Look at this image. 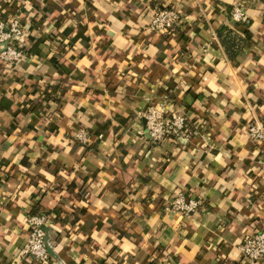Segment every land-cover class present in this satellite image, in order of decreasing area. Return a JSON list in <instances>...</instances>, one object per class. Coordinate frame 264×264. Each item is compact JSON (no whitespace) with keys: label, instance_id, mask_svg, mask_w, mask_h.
<instances>
[{"label":"clouds","instance_id":"9594fccd","mask_svg":"<svg viewBox=\"0 0 264 264\" xmlns=\"http://www.w3.org/2000/svg\"><path fill=\"white\" fill-rule=\"evenodd\" d=\"M35 2L22 0V27L0 23V96L13 102L0 111V264H264V0H52L47 14ZM33 17L46 18L29 32ZM79 26L89 42L70 45ZM48 34L45 58L25 54ZM57 84L35 123L13 116Z\"/></svg>","mask_w":264,"mask_h":264},{"label":"crops","instance_id":"0c3cea01","mask_svg":"<svg viewBox=\"0 0 264 264\" xmlns=\"http://www.w3.org/2000/svg\"><path fill=\"white\" fill-rule=\"evenodd\" d=\"M31 2L33 4V9L36 12H40L41 10H40L38 4H36L35 0H31ZM46 2L49 3V7H46L45 9H43V11L46 14L53 11V10H58L59 6L56 3L52 2V0H46ZM66 7H71V5H68ZM152 7H155V2L153 3ZM27 11L28 10L25 9L23 6L22 0H0V22L1 21H3V22L8 21L9 17H13V18L20 17V21L24 25L25 18L27 17ZM191 11H192L191 9L188 10L189 14L191 13ZM44 18H46V17H42L41 21L38 23L36 18L33 17L31 19V28H29V32H31L34 29L40 28V26L43 23ZM55 19L57 20L56 27L59 28L60 22L64 19V17L57 16V17H55ZM79 27H80V31L77 33V36L72 38L69 41L70 45L74 44L76 42V39H81L85 45L88 44L90 38L88 36L83 35V32L86 30V26H79ZM94 31H95V29H94ZM100 31L102 32L103 29H101ZM176 31L178 34L176 37L177 42L183 41L185 44H187L189 42V38L184 34V32L181 31L179 28H177ZM198 31L199 30H197V34H198ZM71 32H72V29L68 28L65 30V32L61 33V35L67 37ZM245 36L248 38L249 41L251 40V37L248 36V33L246 30H245ZM28 39H29L32 46L26 52V54L29 56L35 55V56H37V58H45L47 55V52L42 47V45L44 44L45 40H53V39H55V37L52 36L51 34H48L45 36H41V38L38 40L32 36H29ZM222 46L224 47L225 51L228 54H230L229 51L235 52V51H237L235 49H238V48H236V46L232 47L231 44H229L228 45L229 51H228V49H226V47L223 43H222ZM182 50H185V49H182ZM239 54H240V50L237 53V55H239ZM75 58L76 57H71L70 59H75ZM82 58H83V56H81V59ZM49 63L51 64L53 69H55L58 73H61L65 77H67L68 75H71V69L73 67L72 65H70V64L69 65H62L55 57H53ZM2 67L3 66L0 65V69H2ZM92 67H95V65H93ZM0 74H2V73H0ZM33 78L34 77L29 76L30 80ZM79 78L82 79L83 74H80ZM15 79H16L17 83H21V80L19 79V77H16ZM9 83H11L10 80H0V93H3V91L5 90V85H7ZM56 86H55V88L54 87L51 88L50 93L53 96V98L55 99V101L57 103H59L60 100H59L57 94H59V96L62 97L64 95L66 89L62 88L59 84H57ZM170 88H171V85H170ZM38 92H39V89L36 88L35 86H33L32 95H36ZM50 97L48 98L44 92L42 95L39 96L38 101H36V100L25 101V106L23 108H21L19 105H17L16 110L14 112H12V114L14 117L16 115H19L20 113H23L24 116H27L31 112L34 114L33 115V123H35L36 118L42 113L44 107L47 106L48 101L53 100V98L51 99ZM193 98L195 99L197 97L194 96ZM12 103L13 102L11 100L3 99V97L0 96V111H12ZM27 105H31V107H28ZM186 107L190 109V105H186ZM116 119L120 122L121 126L127 127L129 118H121L120 115L117 114ZM110 123H111V121H107V122H105V124L103 126H98L96 134L99 135L102 132L106 133L107 129H108V125ZM142 123L145 126L144 121ZM16 126H17L16 122L11 123V125H10V127L12 129H15ZM49 127L52 131L57 130L54 125H50ZM28 130H30V131L34 130L31 124L28 126ZM146 143H148L149 146L151 147V141L150 140H146ZM21 164L24 166H28L27 159L22 160ZM5 179H8V177H5ZM148 179H150V178L141 177V183H146L148 181ZM86 182H87V178H85V183ZM75 187H76V185H75V182L73 181L72 185L69 188V191H72ZM113 191H115L121 199L123 198L122 189L118 183H114ZM33 199H35V197H33ZM206 207H207V205H206ZM209 210H211V209H209ZM40 211H41V205L39 204V201H37L36 205L33 206L31 215L40 214ZM51 211H55L57 213V217H59V211H60L59 209H53ZM79 212L81 215H85V214H87V209L81 208V209H79ZM45 214H47V213H45ZM96 226L99 228V227H102L103 225H102V223L98 222ZM121 235H126V234L121 233ZM211 235L212 234L209 233V236H211ZM160 247L163 248L164 245H161ZM222 247H223V245H221V248ZM185 251H189V249H187V247H185ZM197 259L201 260V264H204L201 257L197 256ZM176 260H177V262L179 261L178 256L176 257ZM145 264H147V261H145Z\"/></svg>","mask_w":264,"mask_h":264},{"label":"trees","instance_id":"16d2710c","mask_svg":"<svg viewBox=\"0 0 264 264\" xmlns=\"http://www.w3.org/2000/svg\"><path fill=\"white\" fill-rule=\"evenodd\" d=\"M219 35H220V38H221V42L225 45V47H226V49H228V51H229V47H228L229 44H231L232 47L236 46V48H238V49H235V50H237L235 52L229 51V53H230L229 55H230L231 58L236 57L237 53L240 50L238 42L236 41V39L231 35L230 32H227V33H223L222 32ZM54 88H55V86H54ZM44 92H45V94L47 95L48 98L50 96H51L50 97L51 99L53 98V96L51 95V93L47 89ZM53 100H55V99L53 98Z\"/></svg>","mask_w":264,"mask_h":264},{"label":"built area","instance_id":"2783aa9c","mask_svg":"<svg viewBox=\"0 0 264 264\" xmlns=\"http://www.w3.org/2000/svg\"><path fill=\"white\" fill-rule=\"evenodd\" d=\"M169 10H171V9H169ZM0 23H3L6 27L4 28V31H5V33H10L11 32V27H12V25L11 24H9L8 23V21H6V22H3V21H1ZM19 25L22 27L23 26V24L21 23V21L19 20ZM6 50V49H5ZM26 54V53H25ZM27 55V54H26ZM145 122H146V119L144 120ZM33 215H39V214H33ZM44 225H41V230H43L44 229Z\"/></svg>","mask_w":264,"mask_h":264},{"label":"water","instance_id":"95a60500","mask_svg":"<svg viewBox=\"0 0 264 264\" xmlns=\"http://www.w3.org/2000/svg\"><path fill=\"white\" fill-rule=\"evenodd\" d=\"M144 123H145V127H146V122L144 121Z\"/></svg>","mask_w":264,"mask_h":264}]
</instances>
